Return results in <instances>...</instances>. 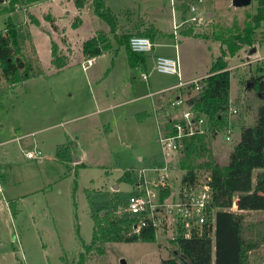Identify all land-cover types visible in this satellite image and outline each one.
I'll return each mask as SVG.
<instances>
[{"label": "rangeland", "instance_id": "1", "mask_svg": "<svg viewBox=\"0 0 264 264\" xmlns=\"http://www.w3.org/2000/svg\"><path fill=\"white\" fill-rule=\"evenodd\" d=\"M15 1L10 11L9 0H0V31L5 30L10 17L18 27L22 55L30 61L31 68L27 78L15 83L7 82L0 70V264H63L76 261L84 251L83 243L90 242L92 209L127 215L124 206L132 193V184L117 180L122 172L127 168L139 172L147 165H161L156 138L168 120L157 129L151 100L166 101L163 96H171L174 91L169 89V93H155L152 97L147 93L178 80L176 74L154 69V55L174 50L172 40L160 36L153 41L146 35L153 42L152 50L145 53V62L135 67L129 66L126 47L120 42L126 43V36L142 34L126 30L130 24L142 22L143 32L150 28L152 23L140 12L139 4L163 31L171 28V7L181 4L178 0L175 4L170 0H134L130 4L116 0L117 6L110 4L115 9V23L127 33L110 35L109 47L83 69L82 41L110 30L94 13L90 0L80 9L74 0ZM180 1L187 8L196 5L197 10L191 14L207 10L196 22L180 25H190L187 28H192L189 34L193 35L180 36L183 79L204 76L221 48L226 51L229 100L236 112L227 114L223 128L207 135L209 154L219 164H225L239 139L240 127L253 124L257 108L264 105V97L251 87L249 79L252 75H264V19L254 28L252 44H241L230 54L228 44L223 45L219 38L232 40L244 34L245 27L254 26L256 0L241 7L233 6L231 0ZM164 42L170 46L163 45ZM52 43L59 54L74 61L56 69L50 61ZM79 58L82 60L78 62ZM142 71L147 72V80L140 78ZM22 73L23 69L18 71ZM197 92L194 88L185 91L187 95ZM121 101L126 102L118 104ZM143 110L149 111V116L136 119L135 112ZM227 127L231 129L228 133ZM68 136L73 138L72 143ZM61 142L73 146L72 150L69 148L68 166L57 159V144ZM35 145L42 149L37 160L26 157ZM73 154L79 155L86 166H77L80 160L75 161ZM139 155L142 160H138ZM180 157L181 154L174 155V170H169L168 181L175 188L185 171L180 167ZM206 173L205 169L199 170L200 177ZM144 174L152 181L158 172L147 168ZM231 210L237 211L235 204ZM245 219L247 225L264 232V210L246 211ZM97 246L84 251L82 264H122V260L125 264H161L174 249L169 238L160 232H156L153 241L117 240ZM248 260L249 264H264V243L249 252Z\"/></svg>", "mask_w": 264, "mask_h": 264}, {"label": "trees", "instance_id": "2", "mask_svg": "<svg viewBox=\"0 0 264 264\" xmlns=\"http://www.w3.org/2000/svg\"><path fill=\"white\" fill-rule=\"evenodd\" d=\"M9 2L12 11L16 1L9 0ZM86 2L87 0H74L75 6L79 9L85 6ZM256 2L254 26L245 27V33L236 35L232 40L219 38L223 45L228 44L230 54L241 44H252L254 28L264 19V0H256ZM90 3L94 13L107 22L111 30H114L115 16L105 5V0H90ZM152 29L153 27L150 26L140 35H149L154 39L158 31ZM189 31L191 33V30ZM128 39L129 37L126 36L127 42L122 41V43L126 45L128 63L135 66L144 60L145 53L131 50ZM108 47V38L99 32L82 42L81 53L84 58H91L98 56ZM225 56L226 51L222 47L220 54L212 61L208 75L201 78L202 89L185 101L197 115L205 116L211 134H215L227 124L230 106V71L226 68ZM51 63L58 70L66 64L65 56L59 54L54 43L51 47ZM30 68V61L22 55L18 27L9 17L5 30L0 31L1 74L7 82L15 83L18 79L27 78ZM21 69L24 73L18 74ZM249 79L252 82L251 87L264 97V75H252ZM193 86L194 84L187 86L188 90ZM208 140L205 134L184 137L183 148L179 151L181 154L179 164L185 170L180 178L183 184L194 183L199 177V170H207L208 184L216 208L213 228L205 225L200 234H193L187 238L181 236L170 238L169 242L174 247L172 255L163 258L161 264H249V252L264 243V232L247 225L245 219L246 211L264 210V105L257 108L253 124L240 127L239 139L230 149L225 164H219L211 157ZM69 148L70 146L62 144L56 149L57 158L67 166L70 157ZM199 158L203 160L198 161ZM158 162L160 164L161 159ZM82 165L81 163L79 166ZM117 180L136 183L139 180L138 172L134 168H127ZM167 192L165 190L164 194ZM235 201H237V211L229 210ZM90 216L93 220L92 236L90 242L83 243L84 251L108 241L155 240L154 228L150 225L142 228L138 235L128 234L136 221L135 217L110 214L109 209L101 211L92 209ZM84 251L76 261H65L63 264H82L85 259Z\"/></svg>", "mask_w": 264, "mask_h": 264}, {"label": "built area", "instance_id": "3", "mask_svg": "<svg viewBox=\"0 0 264 264\" xmlns=\"http://www.w3.org/2000/svg\"><path fill=\"white\" fill-rule=\"evenodd\" d=\"M201 1L203 0H198V2ZM189 7L191 11L196 10L195 4H191ZM199 19V16L190 17L191 22H196ZM190 21L186 20L185 23ZM177 26H174V33H176ZM128 45L133 51L146 53L152 50L153 42L147 36L132 35L128 39ZM93 62L94 57L85 58L81 61V67L87 69ZM154 69L180 77L179 58L177 55L171 57L158 54L155 56ZM141 77L146 79L147 74L141 73ZM201 78L179 81L175 88L180 86L187 88L190 84H194L192 88L200 91L203 87ZM167 89H171V87ZM185 100L179 93L170 101V106L178 108L186 104ZM228 111V114H232L236 112V109L229 106ZM171 118L168 126L158 130L157 143L160 147L161 165L142 167L138 172L139 180L132 183V193L128 196L124 206L127 215L121 216L136 218L128 234L138 235L142 228L150 225L154 228L155 235L156 232H160L164 238L170 239L175 236L187 238L193 234H200L205 225L213 228L216 208L208 184V174L203 177L199 176L191 184H183L179 180L177 188L171 186L168 181L169 170H174L171 165L172 159L183 148V138L194 134H211L207 120L204 115H197L187 104ZM230 131L231 129L227 127V133ZM226 138L229 139V135H226ZM41 153V149L34 148L26 152V157L34 158ZM147 168L158 172L152 181L147 179L144 174ZM150 184H153L155 188H152ZM165 190L168 191L166 194H164ZM235 206L237 207V205ZM136 264L141 263L137 262Z\"/></svg>", "mask_w": 264, "mask_h": 264}, {"label": "crops", "instance_id": "4", "mask_svg": "<svg viewBox=\"0 0 264 264\" xmlns=\"http://www.w3.org/2000/svg\"><path fill=\"white\" fill-rule=\"evenodd\" d=\"M130 1L131 2H134V0H127V3H129L130 4ZM138 1V0H137ZM172 1L174 2V4H175V0H170V2L172 3ZM197 1V3H200V2H198V0H196ZM120 2V1H119ZM180 2V6H176V8H172L171 7V28H170V30L169 31H163V30H161L156 24H155V22L153 21V18L150 16V14L148 13V10L147 9H145V7L144 6H142L141 7V5L139 4V6H138V8H139V10H140V12H142V13H144V14H146L145 15V17H148L149 19H150V21L149 22H151L152 24L151 25H154V27H155V29H157V34L154 36V39H153V41L154 40H156L158 37H168V38H170L171 40H172V43L170 44V43H162L163 45H165V46H170V45H172L173 44V47H174V50H170V52H162V51H160V52H158L157 54H155L154 56H156V55H158V54H161V55H165V56H171V57H174V56H178V58H179V71H180V77L179 76H177V82L176 83H174V84H171V85H168V86H165V87H163V88H159V89H156L155 91H149L147 94L150 96V97H152L155 93L157 94H161V93H169V92H171V91H174L173 92V95H171V96H169L168 94L166 95V96H163V98L164 99H166V101H164V100H162L161 98H156L155 100L153 99V100H151V104H152V110H151V113L153 114V116H154V118H155V123L157 124V129H158V127H159V125L161 124V123H164L165 124V122H166V118H167V120H168V123H166L167 124V126L169 125V122H170V119H172L171 117H173L174 115H176V114H178L179 112H180V110H182L183 108H185V106L184 105H182V106H180V107H178V108H175V107H171L170 106V101L171 100H173L179 93H181V96H184V98L185 99H187L189 96H191L192 94H186L185 93V91H188L187 90V88H186V86H180V87H177V88H175V85H177L178 84V82L179 81H189V80H192V79H195V78H198V77H190V78H186V79H183V72H182V68H181V62H182V55H181V53H180V49L178 50V45L180 44V36H183V37H186V38H193L192 36L193 35H191V34H189V30L190 29H192V28H187V27H189V26H186V25H183V26H180L181 24H183L186 20L187 21H190V17L191 16H199L200 17V19H201V17L203 16V15H205L206 14V12H207V10H202V11H200V12H198V13H190V12H195L196 10H197V7H196V10L195 11H191L189 8L190 7H186L184 4H183V2H181L180 0H178V2L177 3H179ZM201 2H203V1H201ZM110 4H114L115 6H117L118 5V2L116 1V0H105V5L109 8V9H111V10H113V13H114V11H115V9H113V6L112 5H110ZM194 4V3H193ZM120 5H122L121 4V2H120ZM84 7V6H83ZM82 7V8H83ZM123 6H121L120 8H122ZM190 13V14H189ZM104 21V20H103ZM105 24H107V26L110 28V25L107 23V22H105ZM151 25H149V26H151ZM175 25H178L177 27H176V29H175V31H176V33H174V26ZM142 26H143V23L142 22H139V24H130V25H128L127 26V28H126V30H128V31H133V33H139V32H143V29L142 30H140V28H142ZM180 26V27H179ZM146 27H148L147 25H146ZM179 27V28H178ZM121 28V26H116V23H115V27H114V30H111V28H110V30L109 31H106V37L108 38V40H109V45L111 44V42H110V35H116V34H124V33H127L125 30L124 31H122V30H119ZM178 28V29H177ZM187 28V30L185 31V29ZM193 33H199V32H193ZM130 34V33H129ZM199 34H201V33H199ZM135 35H140V34H135ZM199 36H201V35H199ZM202 37H204L205 38V40H209V38H207V37H205L204 35L202 36ZM202 37H200V38H202ZM203 39V38H202ZM84 41V40H83ZM82 41V42H83ZM120 42V41H119ZM120 43H122V42H120ZM170 44V45H169ZM124 47H126L125 45H124ZM105 51V50H104ZM103 51V52H104ZM65 56V60H66V64L63 66V67H65V66H68V65H70V62L71 61H74L73 59H70L68 56H66V55H64ZM145 56H146V54H145ZM218 56V55H217ZM216 56V57H217ZM84 56L82 55V58H83ZM95 58V57H94ZM78 62L80 61V60H82L81 58H79V59H76ZM51 61V60H50ZM213 61V60H212ZM143 63L145 62V57H144V60L142 61ZM142 62H140V63H138L137 65H135V66H138L139 64H141ZM212 63V62H211ZM80 64H81V61H80ZM211 65V64H210ZM129 66H131L130 64H129ZM135 66H133V67H135ZM62 67V68H63ZM209 71V70H208ZM208 71L206 72L207 74H204V76H202V77H205V76H207L208 75ZM141 73H146L147 74V72L146 71H142V72H140V78L141 79H143L142 77H141ZM201 78V77H200ZM148 79V74H147V77H146V79H144V80H147ZM171 86H173L172 88H171V91H168L169 89H166V88H168V87H171ZM167 91H166V90ZM165 90V91H164ZM181 91H183V92H181ZM129 92V91H128ZM147 94H145V95H147ZM194 95V94H193ZM142 96V95H141ZM186 96V97H185ZM135 98H139L138 96L137 97H133V98H130V99H135ZM186 101V100H185ZM126 101H121V102H119L118 104H123V103H125ZM186 105V104H185ZM188 105V104H187ZM95 111H97V110H95ZM95 111H92V113L93 112H95ZM87 115V114H86ZM134 115H136V119L137 118H140L141 116H143V115H146V117H148L149 116V111H147V110H143V111H137V112H135V114ZM71 119H73V118H71ZM163 124V126H165ZM67 140L69 141H71V143H72V141H73V138H71V137H69L68 136V138H67ZM156 141H157V138H156ZM4 142V141H3ZM67 142V141H66ZM70 143V144H71ZM62 144H66L65 142H61V143H58L57 144V146L58 145H62ZM71 147V149L70 150H72V147L73 146H70ZM34 148H39V149H41L40 147H37V145H35L34 147H33V149ZM32 149V150H33ZM42 150V149H41ZM69 150V154H71V151ZM30 151V150H29ZM73 153V152H72ZM41 155H42V153H41ZM41 155H39V156H37V157H34L33 159H38V158H40V156ZM153 155V154H152ZM152 155H150L149 157H151ZM157 155H158V157H159V159H160V153H157ZM74 158H75V161L77 160H80V162L79 163H76V165L77 166H79L81 163L83 164L82 166H86V163L84 162V161H82L81 160V157L79 156V155H72ZM139 157V159L138 160H142V157L143 156H141V155H139L138 156ZM58 159V158H57ZM59 160V159H58ZM74 160V159H73ZM63 163V162H62ZM65 164V163H64ZM69 165V164H68ZM147 166H150V165H147ZM70 167H76V166H70ZM145 167V166H144ZM74 169H76V168H74ZM115 187H117V185H115ZM116 189H118V187L116 188Z\"/></svg>", "mask_w": 264, "mask_h": 264}, {"label": "water", "instance_id": "5", "mask_svg": "<svg viewBox=\"0 0 264 264\" xmlns=\"http://www.w3.org/2000/svg\"><path fill=\"white\" fill-rule=\"evenodd\" d=\"M251 0H231V4L236 7L246 6L249 4ZM254 48H251L250 52H252ZM237 205V201L234 202ZM122 264H125L122 260Z\"/></svg>", "mask_w": 264, "mask_h": 264}]
</instances>
